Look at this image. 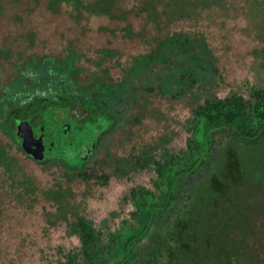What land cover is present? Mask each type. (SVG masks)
Masks as SVG:
<instances>
[{"label": "trees", "instance_id": "1", "mask_svg": "<svg viewBox=\"0 0 264 264\" xmlns=\"http://www.w3.org/2000/svg\"><path fill=\"white\" fill-rule=\"evenodd\" d=\"M60 5L99 19L104 39L32 50L25 33L15 50L0 45V264H29L28 255L41 264H262L247 251L252 200L239 191L264 165V0H48L53 12ZM214 18L220 27L242 18L254 43L239 81L224 84L228 43L209 36ZM19 124L65 134L67 144L37 159ZM88 126L99 149L79 165L68 148ZM15 151L47 177L20 174ZM118 173L126 187L112 218L97 221L84 208L90 188ZM35 207L75 241L28 248L25 236L9 246L4 223Z\"/></svg>", "mask_w": 264, "mask_h": 264}, {"label": "rangeland", "instance_id": "2", "mask_svg": "<svg viewBox=\"0 0 264 264\" xmlns=\"http://www.w3.org/2000/svg\"><path fill=\"white\" fill-rule=\"evenodd\" d=\"M74 14L75 12L65 5H60L57 12L51 11L48 0H0V45L15 50L16 40L25 33L34 35L32 50L48 49L49 51H58L66 41L72 38L78 39L81 46L88 43H97L104 39L103 34L96 32L99 19L77 18ZM135 22L139 23V20L135 19ZM243 22L242 18L230 19L220 27L217 19L214 18L209 24L208 34L216 44L219 45L221 40L228 43L225 51L219 49L220 53L223 51L219 65L224 77V84L230 81H239L249 75V69L252 65V55L249 51L254 43L241 34L239 28L243 25ZM95 131V126H88L73 133V143L68 149L75 156L79 155L76 159L77 164L84 165L90 159L89 156L84 158L86 150L91 152V156L93 152H97L99 149V146L97 148L96 145L92 144ZM6 141L7 139L0 134V142ZM262 151H264V146L261 145L258 152ZM15 156L19 163L20 174L28 175L35 181L47 177L45 172L42 171L43 166L19 152L15 151ZM88 164L91 165V161ZM122 166L124 170H128L127 166L124 164ZM128 172L131 173L132 179H136L139 175V172H133V170H128ZM249 172L246 174L247 181H244L239 191L245 198L251 196L252 200L250 204H246V212L247 219L254 229V237L246 240L247 251L249 254L251 253L250 256L262 260V264H264V207H258V204H261L264 199V180H262L264 179V165L261 167L262 179H257V183L253 181L252 172ZM127 181L126 177L118 173L107 180L105 188L91 186L90 197L84 206L86 211L97 221L105 217L110 220L112 218L110 212L115 210L116 199L126 187ZM85 188L82 184L77 185L76 189L80 190L78 191L80 197L85 195ZM17 218V221L15 220L8 227L6 223L2 227V231L5 230L7 233L9 230L10 232L7 236L10 238L9 246H13L16 244L14 241L21 240L25 236H29L26 241L28 248H30L28 242H31L32 246L54 243L67 246L75 241L63 234V225L59 224L57 228L47 227L45 219L40 214L39 207H35L30 211L27 217L20 219V216L17 215ZM36 248L33 247L35 251ZM34 253L36 254V252ZM28 263L41 264L36 255H28Z\"/></svg>", "mask_w": 264, "mask_h": 264}, {"label": "water", "instance_id": "3", "mask_svg": "<svg viewBox=\"0 0 264 264\" xmlns=\"http://www.w3.org/2000/svg\"><path fill=\"white\" fill-rule=\"evenodd\" d=\"M22 135L25 137L27 148L26 150L31 152L35 158L41 159L47 154L53 151L56 146L67 144L64 138L66 135L52 131L51 129L31 130L27 124H19ZM34 132L38 134V137L33 136ZM62 137V138H61ZM68 139V143L70 139ZM90 152L87 151L84 158L88 157Z\"/></svg>", "mask_w": 264, "mask_h": 264}]
</instances>
